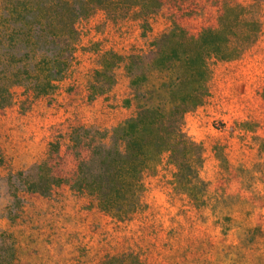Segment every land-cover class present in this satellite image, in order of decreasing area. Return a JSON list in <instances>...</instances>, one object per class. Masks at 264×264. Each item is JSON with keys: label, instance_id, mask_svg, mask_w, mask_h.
I'll use <instances>...</instances> for the list:
<instances>
[{"label": "rangeland", "instance_id": "obj_1", "mask_svg": "<svg viewBox=\"0 0 264 264\" xmlns=\"http://www.w3.org/2000/svg\"><path fill=\"white\" fill-rule=\"evenodd\" d=\"M237 3L260 32L227 35L231 55L202 63L201 32ZM78 26L47 91L28 78L0 98V264H264V0H161ZM169 37L180 59L158 60ZM145 146L156 157L129 212H105L93 184L107 191Z\"/></svg>", "mask_w": 264, "mask_h": 264}, {"label": "trees", "instance_id": "obj_2", "mask_svg": "<svg viewBox=\"0 0 264 264\" xmlns=\"http://www.w3.org/2000/svg\"><path fill=\"white\" fill-rule=\"evenodd\" d=\"M160 3L161 0H0V98L5 100L4 97L10 94L8 82L34 78L44 82L42 91L45 92L48 90L46 87H51L53 81L62 77L67 72L72 52L79 41L80 19L89 20L98 15L114 21L137 15L143 9L145 13L152 12ZM248 9L242 3L221 7L217 26L201 32V49L204 52L196 55L198 60L203 63L209 55L228 58L231 55L228 52L229 34L260 32L259 20L251 17ZM103 24L94 20L88 30L98 32ZM49 44L56 46V52L50 56L44 55L43 48ZM172 44V37L164 40L158 60L180 59L177 55L167 56V49ZM20 49L28 52L20 56L12 54ZM112 55L111 52L107 53L103 70L112 67ZM193 59L194 56L190 54L183 56V61L191 62ZM22 61H28L29 67L25 70L19 72L12 67V64ZM103 70L100 72L104 73ZM146 147L136 153L125 168L121 164L115 165L107 191L101 185L93 184L92 195L105 212L115 216L129 212V197L136 184V170L146 168L156 157Z\"/></svg>", "mask_w": 264, "mask_h": 264}]
</instances>
